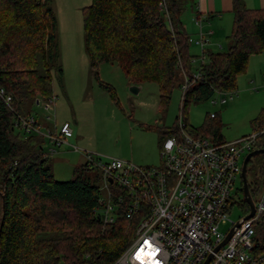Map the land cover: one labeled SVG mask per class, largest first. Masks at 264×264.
Wrapping results in <instances>:
<instances>
[{
    "label": "trees",
    "instance_id": "trees-1",
    "mask_svg": "<svg viewBox=\"0 0 264 264\" xmlns=\"http://www.w3.org/2000/svg\"><path fill=\"white\" fill-rule=\"evenodd\" d=\"M194 3L91 0L83 9L84 47L98 85L114 95L99 80L98 67L115 62L132 84L157 82L164 109L180 72L191 75L193 56L182 15ZM232 8L228 48L203 52L207 62L197 69L200 79L184 91L182 111L190 101L213 98L215 90H234L250 56L264 52V8L249 9L241 0H233ZM56 33L57 19L47 0H0V89L10 96L8 104L0 96V264H113L131 242L136 220L119 211L114 223L104 225L97 212L100 171L92 179L87 173L92 166L85 163L72 179L56 180L52 158L42 154V139L25 137L14 122L15 113L53 95L49 65L58 57ZM256 121L264 122V108ZM196 129L198 136L225 141L218 124L205 122ZM178 134L177 125L159 128V144ZM261 147L264 135L253 149ZM257 162L250 159L246 170L254 201L264 186V160ZM243 210H249L246 202ZM254 228V241L264 250V215Z\"/></svg>",
    "mask_w": 264,
    "mask_h": 264
},
{
    "label": "built area",
    "instance_id": "built-area-1",
    "mask_svg": "<svg viewBox=\"0 0 264 264\" xmlns=\"http://www.w3.org/2000/svg\"><path fill=\"white\" fill-rule=\"evenodd\" d=\"M193 19L198 33L189 36L188 41L200 48V60L204 62L209 40L202 33L201 17ZM184 79L183 93L200 79V72L184 74ZM233 95V90H215L220 102L213 97L211 103L224 104ZM0 96L9 103L10 96L2 89ZM56 99L51 95L36 104L44 120H54L53 128L44 130L43 121L34 114H14L15 126L25 137L36 135L42 139L44 157H52L62 147L81 152L69 141L73 136L71 124H55ZM177 127V136L161 140L158 165H139L118 158L103 161L84 153L85 163L97 168L102 176L105 194L98 198L99 219L109 225L115 222L117 212L124 211L126 218L136 220L131 242L113 264H203L209 255L207 264H264V250H259L254 241V225L264 215V186L252 217L245 219L247 212L233 221L228 215L233 203L230 190L240 176L241 157L253 150L258 136L264 135V122L252 134L231 141L191 137L184 132L182 116ZM43 143L47 145L43 147ZM220 224L229 227L223 231ZM230 231L229 239L215 250Z\"/></svg>",
    "mask_w": 264,
    "mask_h": 264
},
{
    "label": "rangeland",
    "instance_id": "rangeland-1",
    "mask_svg": "<svg viewBox=\"0 0 264 264\" xmlns=\"http://www.w3.org/2000/svg\"><path fill=\"white\" fill-rule=\"evenodd\" d=\"M47 1L57 19L58 57L49 65L52 93L57 97L54 118L57 126L63 122L71 124L73 136L69 141L81 149V152H76L62 147L52 155L50 163L56 180L72 179L74 170L85 164V152L99 156L103 161L118 158L139 165L145 164L141 161L151 154L153 161L146 164L158 165L159 128L177 125L181 116L186 122L184 132L191 137L197 136L196 128L202 127L205 122L218 124L219 132L226 141L254 132L258 125L256 119L264 108V52L250 56L246 69L237 75L233 97L226 103L212 104V99L190 101L182 111V84L185 79L181 71L167 106L161 109L157 82H141L136 85L140 87L139 91L134 93L130 87L135 84L115 62L100 63L98 67L99 80L109 84L114 95L98 85L84 47L83 9L90 5L91 0ZM222 42V48H216L219 51L228 48L226 39L222 38ZM194 46L189 48L193 56L191 73L197 72L201 64V51ZM204 62H207V57ZM213 99L220 102L219 97L214 96ZM27 113L45 121L44 127H54V120H44L37 105L21 111L22 115ZM210 113H215L217 118L210 120ZM206 135L208 139H213L211 134ZM46 145L43 143V147ZM251 160L257 165V161L264 160V154L255 155ZM87 170L92 179L99 173L92 167ZM95 183L100 188V196H104L102 179L95 180ZM230 197L233 203L228 215L231 220L237 221L244 215L245 208L239 175L233 182ZM219 227L225 231L229 224H220Z\"/></svg>",
    "mask_w": 264,
    "mask_h": 264
},
{
    "label": "crops",
    "instance_id": "crops-1",
    "mask_svg": "<svg viewBox=\"0 0 264 264\" xmlns=\"http://www.w3.org/2000/svg\"><path fill=\"white\" fill-rule=\"evenodd\" d=\"M241 1L249 9L264 8V0ZM232 7L233 0H195L194 5H189L186 8L183 18V26L188 32L189 36L195 37V35L198 33V28L194 23L193 18L195 16H200L202 19V33L209 40L208 43L205 45V53H207L208 51H219V49L222 48V38L226 39V42L228 44L227 37L230 34L233 21ZM191 45L196 44L191 43ZM194 47L200 49L197 45ZM218 47L219 49H216ZM38 119L40 120V118ZM40 121L42 122L43 120ZM42 124V127L45 128V121H43ZM55 124L57 125L56 121ZM152 161L153 158L151 154H149L144 159V161L141 162L145 163L143 165H150L146 163H150Z\"/></svg>",
    "mask_w": 264,
    "mask_h": 264
},
{
    "label": "water",
    "instance_id": "water-1",
    "mask_svg": "<svg viewBox=\"0 0 264 264\" xmlns=\"http://www.w3.org/2000/svg\"><path fill=\"white\" fill-rule=\"evenodd\" d=\"M140 87L134 85L130 87V90L134 93H137L139 91ZM38 103V99L36 100V104ZM258 154H264V147L261 148H255L245 154L243 160H242V166H241V171H240V178L242 180V192H243V197L244 201L247 203L249 207L248 213L245 215V219H248L254 215L255 212V201L253 200L249 189H248V184H247V178H246V170H247V165L248 161L255 155ZM111 181V180H110ZM98 218V217H97ZM99 219V218H98ZM238 225V224H237ZM1 227V226H0ZM232 232L230 231L229 233L226 234L222 242L215 248V250L219 249L231 236ZM211 255L207 256L206 260L203 262V264H207L208 260L210 259Z\"/></svg>",
    "mask_w": 264,
    "mask_h": 264
}]
</instances>
